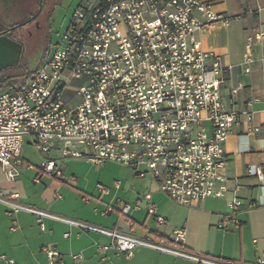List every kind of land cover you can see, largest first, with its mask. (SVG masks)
<instances>
[{"label":"built area","instance_id":"built-area-1","mask_svg":"<svg viewBox=\"0 0 264 264\" xmlns=\"http://www.w3.org/2000/svg\"><path fill=\"white\" fill-rule=\"evenodd\" d=\"M235 19L217 14L206 0H100L80 5L32 79L0 95V169L8 181L18 176L14 163L29 138L43 156L58 150L62 159L145 167L180 206L224 199L229 192L225 144L243 119L253 120V101L243 112L235 108L242 85L224 100L222 86L229 71L219 55L202 49L198 34ZM245 63L251 65L252 58L246 56ZM40 167L44 174L65 179L56 160L44 157ZM249 173L262 179L264 165ZM120 185L115 182L117 189ZM99 190L109 192L103 185ZM19 198L0 188V204L11 215L33 214L43 231L48 218L107 235L116 253L127 259L137 247H148L201 264H234L185 250L184 228L174 232L171 243H156L66 219ZM141 201L148 203L149 214L159 224H165L149 192L135 206L119 200L121 213L128 215ZM227 205L235 212L242 202L235 197ZM113 209L110 206L107 213ZM230 224L241 223L227 216L218 227L226 230ZM44 251L50 264L63 262L57 250ZM73 258L80 261L82 255ZM0 264L16 262L0 254Z\"/></svg>","mask_w":264,"mask_h":264},{"label":"crops","instance_id":"crops-1","mask_svg":"<svg viewBox=\"0 0 264 264\" xmlns=\"http://www.w3.org/2000/svg\"><path fill=\"white\" fill-rule=\"evenodd\" d=\"M206 1L217 14L236 18L228 26L215 25L198 34L202 49L219 55L229 71L222 86L223 98L228 101L232 89L242 85L235 97V108L243 112L253 101L250 106L253 120L243 119L234 127L225 144L229 192L224 199L208 198L187 207L180 206L161 191L145 167L136 170L114 162L98 166L85 158L62 159L58 150L43 156L29 138L25 139L20 160L14 163L18 171L16 179L8 181L0 169L1 191L7 196L19 194L21 203L60 217L156 243H171L174 232L184 228L185 250L218 261L258 264L263 260L264 177L260 179L251 175L249 169L264 165V0ZM40 2L0 0V25L24 24L31 14L20 23L9 19L3 21L2 18L7 17V12L12 9L18 11L19 20L21 10H37ZM259 34L258 40L256 36ZM246 56L252 58L251 65L245 63ZM44 157L57 161L65 179L42 172L40 166ZM116 181L121 182L119 189L115 187ZM99 185L107 187L109 192L102 193ZM148 192L158 214L165 219L163 225L149 214L146 201H141L128 215L121 213L119 200L135 206ZM235 197L242 206L233 212L227 202ZM110 206L114 209L107 213ZM227 216L241 224L219 229L218 225ZM43 223L44 231L37 216L27 212L11 215L9 209L0 204V254L14 259L16 264H50L44 251L46 248L62 255L63 262L56 264H201L148 247H137L133 256L127 259L116 253L112 238L107 235L48 218ZM67 234L70 236L65 238ZM100 246H108V249L100 251ZM74 255H82V259L77 261Z\"/></svg>","mask_w":264,"mask_h":264},{"label":"rangeland","instance_id":"rangeland-1","mask_svg":"<svg viewBox=\"0 0 264 264\" xmlns=\"http://www.w3.org/2000/svg\"><path fill=\"white\" fill-rule=\"evenodd\" d=\"M95 1L96 0H45L42 2L41 8L39 5L40 14L34 22H30L29 25L27 23L26 25L14 29L16 31L15 34L20 37L24 45V53L21 60L22 65L32 68L33 70L40 67L44 58L46 59L48 57L52 45L61 41L78 7L82 4H90ZM35 11V8L32 10H21L20 13L22 17L17 20L16 12L18 11L10 9L7 12L8 14H6L7 17L2 19L3 21L10 20L11 22L16 21L20 23L26 20V17Z\"/></svg>","mask_w":264,"mask_h":264},{"label":"trees","instance_id":"trees-1","mask_svg":"<svg viewBox=\"0 0 264 264\" xmlns=\"http://www.w3.org/2000/svg\"><path fill=\"white\" fill-rule=\"evenodd\" d=\"M10 27H14V26H10ZM39 68L40 67H37L36 69L33 70L32 68L22 65V63L20 62L18 65L14 67L1 70L0 94L5 92L15 91L23 82H29Z\"/></svg>","mask_w":264,"mask_h":264},{"label":"water","instance_id":"water-1","mask_svg":"<svg viewBox=\"0 0 264 264\" xmlns=\"http://www.w3.org/2000/svg\"><path fill=\"white\" fill-rule=\"evenodd\" d=\"M41 4L42 0L40 2V8ZM23 53V44L5 36H0V71L18 65L23 58Z\"/></svg>","mask_w":264,"mask_h":264},{"label":"flooded vegetation","instance_id":"flooded-vegetation-1","mask_svg":"<svg viewBox=\"0 0 264 264\" xmlns=\"http://www.w3.org/2000/svg\"><path fill=\"white\" fill-rule=\"evenodd\" d=\"M39 14H40V13H39V9H37L34 13L31 14V16H30L29 19H27L26 21H24V24L16 25V26H14V27L5 26V25H2V24H1V25H0V36H5V37H7V38L13 39V40H15V41H17V42L23 44V43L21 42L20 37H19L18 35L15 34L16 31H15L14 29H15L16 27L26 25L27 23H28V25H29L30 22H34V21L38 18ZM23 46H24V45H23Z\"/></svg>","mask_w":264,"mask_h":264}]
</instances>
